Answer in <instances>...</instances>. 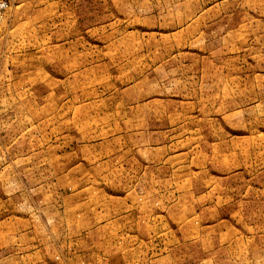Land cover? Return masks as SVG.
<instances>
[{
  "label": "rangeland",
  "instance_id": "374dc122",
  "mask_svg": "<svg viewBox=\"0 0 264 264\" xmlns=\"http://www.w3.org/2000/svg\"><path fill=\"white\" fill-rule=\"evenodd\" d=\"M0 264H264V0H6Z\"/></svg>",
  "mask_w": 264,
  "mask_h": 264
},
{
  "label": "built area",
  "instance_id": "2783aa9c",
  "mask_svg": "<svg viewBox=\"0 0 264 264\" xmlns=\"http://www.w3.org/2000/svg\"><path fill=\"white\" fill-rule=\"evenodd\" d=\"M7 1L6 0H0V19L2 17L3 10L7 7Z\"/></svg>",
  "mask_w": 264,
  "mask_h": 264
}]
</instances>
